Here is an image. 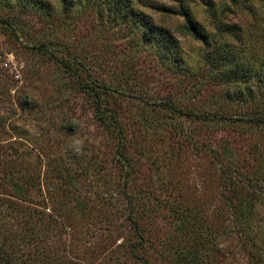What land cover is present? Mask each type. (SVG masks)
<instances>
[{"label": "rangeland", "instance_id": "374dc122", "mask_svg": "<svg viewBox=\"0 0 264 264\" xmlns=\"http://www.w3.org/2000/svg\"><path fill=\"white\" fill-rule=\"evenodd\" d=\"M72 1L0 0V264H250V244L222 228L230 203L253 204L264 249V127L183 113L249 104L226 99L214 75L236 52L245 71L263 70L264 0H243L225 16L237 27L208 28L205 43L165 19L186 73L140 49L134 13L98 31L62 7ZM43 41L70 69L33 46Z\"/></svg>", "mask_w": 264, "mask_h": 264}, {"label": "trees", "instance_id": "16d2710c", "mask_svg": "<svg viewBox=\"0 0 264 264\" xmlns=\"http://www.w3.org/2000/svg\"><path fill=\"white\" fill-rule=\"evenodd\" d=\"M191 1L192 0H169L166 2L160 0H73L70 5L65 4L62 7L67 9L69 13H73L76 20L78 18L86 19L90 27L98 31L106 22L125 26L134 13V15L138 16L136 25L137 29L140 30V49L143 51L146 46L150 45L158 59L165 55L169 57L173 73H186L188 71H180L185 68L183 67L184 63L182 64L178 59L179 57L181 59L183 57L179 38L173 31L171 32L165 26V19L175 18L179 34L188 36L195 41L205 43L207 39L212 36V33L207 32L206 29H222L229 31L236 28L237 26L234 22L226 19L225 16L227 12L231 9L246 10L247 8L243 0H225L219 2L215 0H198L197 3H195L194 0L193 2ZM198 6L201 8V13L205 16L203 21L197 16V10H195V8ZM63 8H60L59 11L67 15V12H65ZM146 8L153 9L156 13V17H152L145 13ZM55 14L57 13L49 12L48 17ZM9 26L14 33H17V26L14 25V23L9 24ZM225 45H227V43H225ZM33 46L38 49L44 48L54 59L65 66L66 69H70L67 59L57 57L59 48L56 47L57 45H55V43L43 41L41 43H35ZM211 49H213V47L208 48L200 55L204 58L212 56L211 54L213 52ZM230 51L231 50H228L226 54H229ZM65 53L71 56L73 60H79L80 55L83 56L85 54H82L80 51H68ZM86 54L88 55V53ZM229 57L232 59L228 60L227 64H224L225 69L217 70L214 77L219 76L221 79L222 77L225 78L224 82L227 84V88L223 96L226 99H236L237 101L243 103L247 102L249 104L243 105L240 111H236V109H222L212 114H192L189 112L183 113L184 111L181 109L169 104L168 100L165 103L168 109L173 112L183 113L188 117L197 118L202 122L218 119L222 122L237 126L244 124L252 127H264V100L260 98L264 92V65L262 66L263 70L254 73L250 71L249 73L247 70H244L245 65L241 53L238 54L236 52ZM89 61L91 62L90 59ZM251 79L254 81L251 82L253 86L250 91L245 93L243 90H236L243 82ZM91 83H93V85L89 88L97 97L98 91L96 88L100 89L102 83L94 78ZM123 145L124 144L121 143L122 148ZM226 190L227 188H225V191ZM234 191L236 192V189H234ZM246 192L248 193V191ZM239 194L241 193L239 192ZM224 198H226L225 195ZM227 198H229V196H227ZM226 203L229 204L227 201ZM228 212L229 226L222 229L228 228L233 230L234 234L243 239L242 244H250L251 249H247L248 247L242 249V252L247 254L250 264H264L263 246L260 247V244H254V238L256 236L251 234L252 228L255 226L254 223H252V220L255 219V206L253 204H248V202L230 203L228 205Z\"/></svg>", "mask_w": 264, "mask_h": 264}]
</instances>
